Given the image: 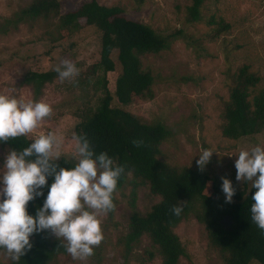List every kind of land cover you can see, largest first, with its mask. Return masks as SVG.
I'll return each instance as SVG.
<instances>
[{
	"label": "rangeland",
	"instance_id": "374dc122",
	"mask_svg": "<svg viewBox=\"0 0 264 264\" xmlns=\"http://www.w3.org/2000/svg\"><path fill=\"white\" fill-rule=\"evenodd\" d=\"M32 0H0V20L27 6ZM59 14L73 9L86 0H59ZM192 0H98L100 4L118 5L124 13L171 38L166 49L139 55L141 67L153 77L151 99H137L121 107L143 122H161L171 130V136L160 144L159 159L174 167L197 168L196 159L204 148H211L210 162L202 170L210 175L229 178L237 186L234 161L240 150L256 144L264 145V129L257 134L230 138L222 134L223 107L228 100L234 72L248 64L260 77L257 88L264 87V0H205L202 20L186 21V6ZM214 15L230 25L216 32L207 18ZM57 17L22 23L18 29L0 35V93L33 100L29 85L20 80L32 71L53 70L63 60L76 63L79 75L76 82L61 81L57 76L45 84L41 96L52 106V115L41 121L31 136L49 131L60 138L62 157L74 152V127L79 111L100 94L94 81L100 71L91 72L99 60V32L93 26L73 32L61 39L56 28ZM112 81V74H107ZM113 104H117L113 101ZM30 139V138H29ZM7 147L0 146V162ZM197 156V157H194ZM194 157V158H193ZM71 161V160H70ZM192 161V162H191ZM133 187L131 175L115 194L117 203L112 216L100 213L104 238L94 254L85 260H74L67 252L59 255L60 264H159L156 256L144 262L143 252L153 249L143 236L127 255L121 238L128 229L132 209L128 196ZM248 187L250 184L248 183ZM136 209L147 210L158 201L145 184L136 186ZM173 231L182 242L187 256L177 264H222L215 249L207 240L206 230L192 214L183 218ZM48 232L55 236L50 230ZM9 260L0 250V263ZM249 264H260L251 261Z\"/></svg>",
	"mask_w": 264,
	"mask_h": 264
},
{
	"label": "trees",
	"instance_id": "16d2710c",
	"mask_svg": "<svg viewBox=\"0 0 264 264\" xmlns=\"http://www.w3.org/2000/svg\"><path fill=\"white\" fill-rule=\"evenodd\" d=\"M142 1V0H139ZM205 0H192L186 6V21H201ZM59 0H32L11 16L0 20V35L18 29L22 23L37 19L50 20L57 17L56 28L61 39L73 32L93 26L99 32V60L92 64L91 72L100 74L94 81L95 91L100 94L96 101L89 102L79 111V121L74 127V136H86L95 152H107L118 164L123 165L117 190L127 182L129 175L133 187L128 196L132 209L128 229L121 238L127 255L143 236L149 239L153 249L143 252L144 262L156 256L159 264H177L187 252L178 235L173 231L183 218L192 214L204 226L208 244L217 251L222 264H249L257 261L264 264V231L251 219V196L255 189L243 181L236 189L230 203L225 202L221 190L222 176L210 175L192 167H174L159 159L160 144L171 136L169 127L161 122L146 123L135 114L123 109L137 99L153 97V77L141 67L140 54L157 53L166 49L171 38L177 34H161L141 21L128 17L122 7L107 6L98 0H86L63 14H59ZM215 25L216 32L226 31L230 25L214 15L207 18ZM108 73L112 74L109 81ZM57 76L54 70L32 71L20 80L29 85L33 100H37L45 84ZM259 75L246 63L234 72L223 107L222 134L239 138L260 133L264 129V87L257 88ZM115 101L117 104H113ZM137 141L139 143H134ZM30 142L24 136L0 143V146L23 148ZM62 157L58 164H65ZM69 163H73L69 160ZM52 178L49 177V183ZM145 184L158 201L147 210L136 209V186ZM45 189V193H46ZM116 192L114 204L116 206ZM184 203L179 216L172 213L173 205ZM43 203V196L29 201L27 208L34 214ZM115 209V207H114ZM114 209L107 213L112 216ZM229 217V224L222 222ZM33 247L21 258L19 264H60L59 255L66 253L64 242L48 231L31 236ZM11 264L10 259L5 263Z\"/></svg>",
	"mask_w": 264,
	"mask_h": 264
},
{
	"label": "clouds",
	"instance_id": "9594fccd",
	"mask_svg": "<svg viewBox=\"0 0 264 264\" xmlns=\"http://www.w3.org/2000/svg\"><path fill=\"white\" fill-rule=\"evenodd\" d=\"M53 70L61 81L69 82H76L80 71L68 59ZM52 111V106L43 100L26 101L0 93V143L21 136L30 138L26 147L8 149L0 162V250L11 264H19L33 247V234L48 230L64 242L66 252L74 260L92 256L104 238L99 214L114 209V193L125 171L107 152H95L89 139L82 135L74 137V152L65 159L69 166L58 164L63 154L61 140L55 133L30 137ZM214 152L211 148L202 149L195 161L197 167L203 170ZM234 155L236 180L248 182L250 189H255L251 219L264 231V145L258 143ZM221 179L225 202L230 203L236 189L229 178ZM41 196L42 205L30 214L29 201ZM183 208L181 202L173 205L171 211L179 216Z\"/></svg>",
	"mask_w": 264,
	"mask_h": 264
},
{
	"label": "water",
	"instance_id": "95a60500",
	"mask_svg": "<svg viewBox=\"0 0 264 264\" xmlns=\"http://www.w3.org/2000/svg\"><path fill=\"white\" fill-rule=\"evenodd\" d=\"M222 222L225 224V225H228L229 224V217L227 215H225L222 219Z\"/></svg>",
	"mask_w": 264,
	"mask_h": 264
}]
</instances>
